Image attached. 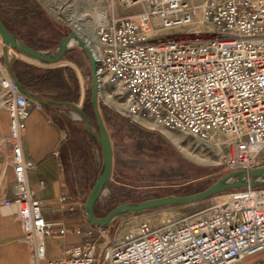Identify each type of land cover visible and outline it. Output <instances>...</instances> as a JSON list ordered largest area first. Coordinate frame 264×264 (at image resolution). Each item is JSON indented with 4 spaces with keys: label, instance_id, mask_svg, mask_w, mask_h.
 I'll return each instance as SVG.
<instances>
[{
    "label": "built area",
    "instance_id": "1",
    "mask_svg": "<svg viewBox=\"0 0 264 264\" xmlns=\"http://www.w3.org/2000/svg\"><path fill=\"white\" fill-rule=\"evenodd\" d=\"M121 3L141 4L143 10L105 19L95 32L97 47L85 40L99 88L121 90L132 120L149 117L214 147L211 139L220 134L228 145L229 170L257 167L264 147V0H205L200 22L212 30L196 27L176 39L167 33L194 21L195 7L186 0ZM0 93L9 129L8 137L0 135V146L10 145L13 175V192L2 206L15 209L35 264H263L264 185L217 193L205 210L156 230L142 225L137 237L115 244L98 243L108 229L95 226L63 258L45 260L52 222L28 185L33 163L22 150L30 109L42 106L30 101L1 64ZM60 200L73 210L72 199Z\"/></svg>",
    "mask_w": 264,
    "mask_h": 264
},
{
    "label": "rangeland",
    "instance_id": "2",
    "mask_svg": "<svg viewBox=\"0 0 264 264\" xmlns=\"http://www.w3.org/2000/svg\"><path fill=\"white\" fill-rule=\"evenodd\" d=\"M186 1L190 6L195 7V25L183 29L188 31L191 29V33L195 26L199 25V29L208 31V25L199 21L201 0ZM142 10L141 4L125 6L122 5L121 0H0V16L6 24L23 40L34 41L40 46L45 44L55 46L52 53L70 32H75L84 41L87 38L89 41L90 39L94 41L98 26L92 20L98 11H104L107 14L106 19H110L137 14ZM74 18L78 19L79 26L74 22ZM197 22L200 23L196 24ZM181 34L183 38H186L189 33ZM204 38L207 37L201 36L200 39ZM0 46L2 49L1 38ZM71 50L70 56L83 57L82 64L74 59L70 60L80 77L78 95L80 108L83 109L85 104H89L90 70L87 59L77 45H73L69 51ZM14 52L20 57L22 64H25V61H36L17 50ZM7 56L10 59L15 55ZM70 83L74 92L78 90L76 78L73 79L72 76ZM52 85L51 83L50 87ZM78 95L76 94L77 97ZM0 97H2L1 93ZM123 99L121 90L110 85L99 88L98 108L112 144V171L108 185L95 203L96 216L103 217L114 206L125 202H141L167 195L193 194L234 171L227 168V143L216 148L181 131L167 129L149 117H138L134 121L126 116ZM1 100L3 102V98ZM89 111L92 116L87 121L91 129L97 132L92 109ZM144 120L153 125L144 123ZM80 121L84 129L81 117ZM170 133L179 136L185 145L184 150L173 142L168 135ZM4 159L6 171L4 174L0 171V206H2V200L9 196L6 192L10 188L12 178L9 169L10 151L2 145L0 146V165ZM256 162L257 167L264 166V147L257 155ZM212 197L213 195L184 205H168L125 213L113 220L110 225H106L107 236L97 241L100 244L104 242L115 244L125 236L137 237V232L142 225H146L150 230H156L175 223L208 208L213 201ZM95 231L94 229L92 234ZM61 258H63L62 253L58 256L46 255L45 260ZM32 260L34 263L33 256ZM42 263L44 264L43 261L38 264Z\"/></svg>",
    "mask_w": 264,
    "mask_h": 264
},
{
    "label": "crops",
    "instance_id": "3",
    "mask_svg": "<svg viewBox=\"0 0 264 264\" xmlns=\"http://www.w3.org/2000/svg\"><path fill=\"white\" fill-rule=\"evenodd\" d=\"M204 1L201 0L200 8ZM0 20L17 39L32 49L52 53L55 46L48 44L40 46L34 41L23 40L1 16ZM198 23L200 22L196 24ZM207 28L212 30L211 25ZM186 30L176 29L167 34L170 38L176 39L182 31ZM72 50L60 63L45 64L34 59L35 62L25 61L26 63L22 64L14 50L7 51V55H15L14 57L5 58L0 46V64L7 70L8 60L12 74L34 97H28L30 101L38 102L42 106L41 109L33 107L30 109L22 136V150L24 157L33 163V167L27 171L28 185L34 190V196L40 202L44 216L52 222L51 234L45 240V258L46 255L58 256L61 253L63 257L68 247L84 242L94 231V227L90 225L84 214L83 204L101 167V148L97 141L82 128L79 113L74 107L69 104H49L40 101L49 99L74 103L80 107L78 95L80 77L70 60L74 59L82 64L83 57L70 56ZM27 64L35 67L39 74L51 76L50 84L55 83V86L50 87V84L43 81L31 86L22 83L19 73L26 71ZM72 76L73 79L76 78L78 84V90L76 89L75 92L70 83ZM2 106L3 103L0 106V135L8 137V116L5 107ZM3 146L10 151L9 169L12 178L6 195H11L13 192L11 149L7 141ZM2 169L6 171L5 159L0 165V171ZM61 197L67 200L72 199L73 210H68L67 203L62 202ZM61 229L65 230L63 234L59 232ZM77 230L79 233L76 232ZM31 255L32 247L23 237L22 226L15 209L0 206V264H35Z\"/></svg>",
    "mask_w": 264,
    "mask_h": 264
},
{
    "label": "water",
    "instance_id": "4",
    "mask_svg": "<svg viewBox=\"0 0 264 264\" xmlns=\"http://www.w3.org/2000/svg\"><path fill=\"white\" fill-rule=\"evenodd\" d=\"M0 38L2 42V54L8 59L7 51L8 49L17 50L31 58H34L45 64H55L60 63L66 57L69 49L73 45L81 50L83 55L88 61V66L90 70V96L89 105L91 106L92 113L95 118L97 125V132L93 131L87 121V116L83 109L75 105L74 103L58 102L53 100H40L44 103H58V104H69L74 107L83 122L84 129L89 133L99 144L102 153V163L99 173L94 181L92 188L87 194L86 200L83 205L84 214L92 225L95 226H106L110 225L113 220L125 213H135L152 208L168 206V205H184L211 195L226 191L235 190L244 187H257L264 185V166L256 167L250 170H235L227 173L223 177L219 178L217 181L206 187L205 189L198 191L189 195H167L163 197H157L152 199H147L141 202H125L114 206L110 209L107 214L103 217H98L94 213V207L97 199L102 194L108 182L110 180L112 171V144L109 138L106 127L102 116L98 108V95L99 86L97 82L96 73V63L94 57L85 43L84 40L80 38L75 32H70L65 36L57 50L53 53H45L32 49L27 44L18 40L2 23L0 20ZM7 70L10 77L19 84L21 91L27 96L34 98L25 88L19 83L16 77L12 74L9 61L6 63Z\"/></svg>",
    "mask_w": 264,
    "mask_h": 264
},
{
    "label": "bare ground",
    "instance_id": "5",
    "mask_svg": "<svg viewBox=\"0 0 264 264\" xmlns=\"http://www.w3.org/2000/svg\"><path fill=\"white\" fill-rule=\"evenodd\" d=\"M78 1H81V0H78ZM106 13L104 12V11H98L97 13H96V16L93 18V22L95 23V25H97V26H99L105 19H106ZM77 18H74V22L79 26V22H77ZM195 25V22L193 21V22H191L190 23V25H188V26H194ZM188 26H186V27H188ZM183 28H185V27H183ZM183 28H178V29H180V30H185V29H183ZM195 28H196V26H195ZM193 29V28H192ZM191 30V29H190ZM190 30L188 31H182L181 33H190ZM194 31V30H193ZM202 31H205V30H202ZM156 32H162L161 30L159 31H156ZM180 33V35H182ZM183 35H186V34H183ZM187 38V37H186ZM201 38V37H200ZM200 38H198V40H201ZM91 41H89V38H87L86 39V41L87 42H90V43H92V45H93V47H97V44H96V38H95V40L94 41H92V39H90ZM93 43H95V44H93ZM2 96V95H1ZM2 97H0V106L2 105ZM4 105V104H3ZM144 123H147V124H149V125H153L152 123H149V121H146V120H144ZM170 137H171V139L173 140V142H175L181 149H183L184 150V148H185V145L183 144V141L179 138V136H177V134L175 135V134H168ZM211 142L212 143H214V144H216V148H219L221 145H223V144H226V139L223 137V136H221L220 134H217V135H215L214 137H212V139H211ZM3 169H2V171H1V173L3 174ZM140 232V231H139ZM139 232H137V234L139 233Z\"/></svg>",
    "mask_w": 264,
    "mask_h": 264
},
{
    "label": "trees",
    "instance_id": "6",
    "mask_svg": "<svg viewBox=\"0 0 264 264\" xmlns=\"http://www.w3.org/2000/svg\"><path fill=\"white\" fill-rule=\"evenodd\" d=\"M26 71L23 73H19V78L22 81V83L26 84L27 86H31L34 83H37L39 81H43L45 83L50 84V77L51 76H45L44 74H39L37 72L36 68L31 65H25ZM91 109L90 105L85 104L83 107V110L87 116V119H90L92 114L89 111Z\"/></svg>",
    "mask_w": 264,
    "mask_h": 264
}]
</instances>
